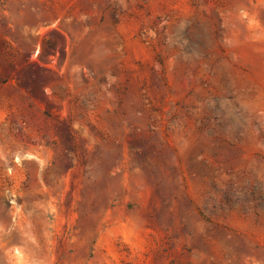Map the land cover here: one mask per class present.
Here are the masks:
<instances>
[{
    "label": "rangeland",
    "instance_id": "rangeland-1",
    "mask_svg": "<svg viewBox=\"0 0 264 264\" xmlns=\"http://www.w3.org/2000/svg\"><path fill=\"white\" fill-rule=\"evenodd\" d=\"M0 74V264H264V0H0Z\"/></svg>",
    "mask_w": 264,
    "mask_h": 264
},
{
    "label": "trees",
    "instance_id": "trees-1",
    "mask_svg": "<svg viewBox=\"0 0 264 264\" xmlns=\"http://www.w3.org/2000/svg\"><path fill=\"white\" fill-rule=\"evenodd\" d=\"M5 82L6 81H5L4 77L0 74V84H4ZM31 86L33 88L34 85H31Z\"/></svg>",
    "mask_w": 264,
    "mask_h": 264
}]
</instances>
